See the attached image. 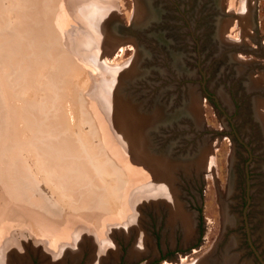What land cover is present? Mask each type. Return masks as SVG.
I'll list each match as a JSON object with an SVG mask.
<instances>
[{
	"label": "rangeland",
	"instance_id": "obj_1",
	"mask_svg": "<svg viewBox=\"0 0 264 264\" xmlns=\"http://www.w3.org/2000/svg\"><path fill=\"white\" fill-rule=\"evenodd\" d=\"M27 1L0 0V8L14 5L21 24L17 33L29 35L39 62L34 80L25 57L16 67L12 48L0 47V67L15 69L7 74L0 68V261L89 264L97 257L96 222L83 218L81 209L96 215L66 188L69 178L62 182L51 161L26 150L16 152L14 160L4 152L5 145L25 141L44 108L56 107L66 131L50 139L57 143L68 133L86 162L84 178L92 169L107 186L102 196L109 206L101 204L97 215L103 217V244L109 243L101 264H264V0H148L156 18L132 32L126 26L135 0H93L106 8L101 9L108 32L104 47L95 56L83 53L84 60L72 48L71 33L72 55L63 53L58 63L45 47L46 66L18 6L24 2L35 20L58 13L62 0ZM135 49L139 57L131 64ZM122 94L133 97L141 113L153 115L161 108L163 116L195 98L201 124L183 110L165 128L143 133L145 144L127 132L126 120L136 114ZM113 119L137 150H129L127 158L136 157L138 168L142 158L162 166L161 158L168 160L167 199L142 193L141 182L128 178L130 159L118 153L124 146L109 129ZM42 128L44 134L50 126ZM89 184L82 180L78 188ZM9 239L17 240L18 250L6 247ZM224 256L233 258L224 261Z\"/></svg>",
	"mask_w": 264,
	"mask_h": 264
},
{
	"label": "bare ground",
	"instance_id": "obj_2",
	"mask_svg": "<svg viewBox=\"0 0 264 264\" xmlns=\"http://www.w3.org/2000/svg\"><path fill=\"white\" fill-rule=\"evenodd\" d=\"M30 1L29 2L27 1V2L30 3ZM24 2H22L23 4H19L20 2L18 3L19 4V6H18L19 12L22 16V20L24 21V19H25V21L27 23L26 25L29 27L31 34L33 35V39L35 40V42L38 45V50H40L39 56H40L42 62L45 64V66L47 65V62H48V59H47V57L43 51V48H45V47L50 46L49 49L52 51L53 56H54L53 61L58 62V63H60L59 60H61V55L63 53L68 52V54H71L72 49H71V45H70L71 43L69 42V40H70L69 37H71L73 35L71 33H74V39H76V41H74V43H73L72 48L73 49L75 48L77 50V52L79 53V55H81V57H83L82 59H84V60H85V57L83 56V53L86 56L90 52H93L94 56H95L96 55L95 53L98 50V47H100V48L104 47L105 44L103 43V39H108V36H107L108 32H107L106 18L101 16V13H102L101 9H106L103 5H95L93 0H62L60 2L62 9H60V11L58 13H51L50 12L46 15H43V13H42L40 16H36L35 20H34V18L32 17V11L29 10V8L25 5ZM135 3H136V8H134L135 11L138 14L140 13V15L142 17L144 15L145 9H144L143 5H141V3H138L139 6L141 5L139 7V11H138L137 10L138 4H137L136 0H135ZM1 4H4V3H1ZM79 11H80V15L78 13ZM0 15H1L0 16V47H3V48L11 47L12 48V50L16 53L15 59H14V62L12 65H16V67H19L22 65V62L24 60L23 57H25L26 62H27V63L26 62L25 63L27 65H30L31 76L33 77L34 80L37 79V77L39 75V62H38L36 54L33 50V44H32V41H31L29 35H28V37L24 35L25 36L24 37V36L17 33V30L19 28H21V24L19 23V21L15 17L14 5L10 4L6 8L5 7L0 8ZM67 18H68V20H67ZM247 19H248V17H247ZM66 20L68 21V24H69L68 28H67L69 36H67V34L64 32L65 31V29H64L65 22H67ZM108 28H109V26H108ZM37 29L39 30V33L40 34L42 33V35H43L42 45L39 42ZM20 32H21V30H20ZM103 33H106V34H103ZM24 34H26V33L24 32ZM97 34L99 36H97ZM109 38H111V37H109ZM83 48L87 49L89 52L86 53L83 50ZM81 51H82V54H81ZM53 61H52V63H54ZM62 61H64L67 64L69 63L68 66L75 67V64L73 63L72 59L69 62L67 57H63ZM23 65H24V62H23ZM0 68H2V70L4 72L7 71L8 72L7 74H11L12 71L13 72L15 71V69L12 66H10L9 68L2 66ZM31 97H33V96H31ZM55 109H56V107H54L53 110L44 108L43 111L41 112L42 114H40V116L42 115L40 118H35V117H34L35 119L32 118L33 119L32 120V127H31L32 129L30 130V133L28 134V136L27 137L25 136L26 137L25 141L23 140L24 141L23 143H18L15 145L14 144L5 145L4 152L5 153L8 152L7 153L8 157H10L11 160H14L15 159L14 155L16 152H18V151L20 152V150H26L27 155H31L32 157L36 156L37 160L45 159V160L51 161L53 166L55 167L56 173L60 174V176L62 178L61 179L62 182L65 181L64 179L69 178V182L66 184V188L69 191H71V193L73 195H76L79 198L81 197L79 200V201L82 200L81 204H80L81 207L84 206V207L88 208L89 211H93L94 215H96V216L92 217V215L89 214L88 212H86L85 209H83V208L81 209V211L82 210L83 211L80 214L83 215V218L88 219V220H90L91 218L92 219L94 218V220L96 222L95 225H96L97 231H95L93 233L92 237H93L94 245H95L94 252L97 255V257L93 256V260H94L93 263L98 264V262L100 261L99 256L102 254L101 252H104V250H105L104 248L106 246H108V244H109V243L107 244L108 240L106 242V245L103 244L106 241V240L105 241L103 240L104 235L101 232V229H102L101 219L103 217H101V215H99V217L97 216L98 214H100L102 212L101 211L102 209L100 208L101 204H105V205L109 206V199L102 196V194H105L104 193L105 191H103V189H105L107 186H105L106 184H104L103 181H101L97 178L95 171L92 169H90L88 171L87 175L84 178V169L86 167V162H85L84 158L80 157V155L78 154V152H77L78 149L75 148V140H73L68 135V133H64L63 136H59V140L57 143H55V140L50 139V135H54L55 133H59V131H61V130H62V132L64 130L66 131V129H64L65 124H64L63 114H61L62 113L61 111H60V113L59 112L56 113L57 111L53 112ZM30 112H32V111L30 110ZM32 113H34V112H32ZM36 114L38 115L37 112H36ZM36 114L34 113V116H36ZM69 114H71V113L69 112ZM106 119L108 120V125H109V115L106 116ZM116 121L118 122L117 119L112 120V122L110 123L109 129H111L112 133L118 138V140H116V142L119 145L122 144L124 146L120 150L121 152H118L119 155L121 157L122 156L125 157V159H130V161L127 163L126 167L128 166V168L132 171V173L131 172H129V174L126 173L128 178H129V176H131L132 181L133 182L137 181L136 182L137 184H139L141 182L140 185L138 186V189L140 188L142 193L158 192L159 194H163V195L168 197V193H170V192H168L169 191L168 190L169 181H168L167 173L165 172L166 169H168L167 168L168 167L167 163H169L168 160L166 158H161V159H163L162 160L163 166H162L161 164L160 165H151L149 162H147L146 160H144L142 158L141 167L138 168V162H137L134 154H132V155L135 158H127V153L129 150L134 151L133 153L137 152V150L134 149L133 144L131 142V139H128L126 137L123 138V136L120 134L119 125H117ZM142 123L143 122L140 120V117L136 114L131 119L126 120L125 126L127 128L128 134H130L134 139L140 138L141 141H144V143H145L144 138H142V136L139 134V131L142 130ZM33 125L36 127H34ZM44 125L50 126V128L49 129L47 128L48 129L47 132L43 134V131L46 128L45 129L42 128L43 129L42 130L41 127H43ZM113 128H114V132L112 130ZM22 129H23V127H22ZM26 132H28V131H26ZM22 138H24V137H22ZM75 150H76V153H75ZM142 150L146 151L145 147L144 148L142 147ZM16 157H18V156H16ZM118 160H121V159H118ZM98 161H99V159H98ZM121 163L124 164V161H121ZM129 164H132L133 167L130 168ZM139 165H140V163H139ZM120 169H124V168H120ZM105 170H107V172L110 171L108 169H105ZM110 174L112 175V173H110ZM139 177L141 178L140 180H139ZM114 178H115V176H114ZM86 179L89 180L90 184L88 186L82 185V186H79V188H78V183H81L82 180H86ZM104 180H106V179H104ZM136 194L138 196L137 192L135 193V195ZM131 196H132V193H131L130 197ZM51 207L52 206H50V208ZM80 218L81 217H79L78 219L81 220ZM71 221H74V220H71ZM185 222H186L185 227L186 226L188 227V222L187 221H185ZM91 223H94V222H91ZM91 223H89V224H91ZM58 225H60V224H58ZM42 228H44V227H42ZM44 231H46V230H44ZM49 231L50 230L48 229V233L51 232V231L50 232ZM45 233H47V232H45ZM50 235H52V234L50 233ZM53 237H54V235H53ZM50 244H52V243H50ZM6 247H9L8 249L16 248V250H18L17 240L9 239L6 243ZM62 248H64V245L62 246ZM1 251H2V249H1ZM64 251L65 250H63V252ZM44 252H46V250ZM72 256H74V255L72 254ZM181 259H182V257H181ZM181 259H179V260H181ZM5 263L6 262H4V257H3L2 261H0V264H5ZM172 264H175V263L172 262ZM195 264H197V263H195ZM203 264H210V262L208 260H206L205 262H203Z\"/></svg>",
	"mask_w": 264,
	"mask_h": 264
},
{
	"label": "water",
	"instance_id": "obj_3",
	"mask_svg": "<svg viewBox=\"0 0 264 264\" xmlns=\"http://www.w3.org/2000/svg\"><path fill=\"white\" fill-rule=\"evenodd\" d=\"M138 1V0H137ZM139 3H141V5H143L145 11H144V15L141 17L140 13H136V11L133 13V18L131 20V25L126 26V31H129V32H132L134 31L135 28L139 27H143V26H147L150 24V22H152V20H154L156 17H155V13L153 9H151V6H150V3L148 0H142V1H138ZM138 4V3H137ZM140 5V6H141ZM139 4L137 5V10L139 11ZM135 8H136V5H135ZM225 40V39H224ZM136 51V54L132 57V60H130L131 64L133 63H136V60H137V57L138 56V49H135ZM178 64V63H177ZM128 73V72H126ZM136 75V74H135ZM128 77H133L134 76V73L133 72H129L127 74ZM123 80V79H122ZM117 90V89H116ZM117 93H120V91H118ZM126 95V94H125ZM120 97H122L121 99H123L124 97V94L120 95ZM125 98V97H124ZM126 100H124V102L126 103H131L132 101H134V98L133 97H128V98H125ZM195 100V102H191V104L187 107V106H183V107H180L179 109H176L175 111H173L172 114L168 115V114H165L164 112H162L164 114V116L160 113V111H162V109L158 108L157 111L155 112V114H147L146 112H143L142 113L139 111V109L137 110L135 104L133 106V109L135 111V113L137 114L138 112L140 114H137L139 117H140V120L143 122L142 123V130L139 131V134L142 136V134L154 129V127H157V128H165L167 125L170 124L171 120L173 117L175 116H179L180 113L183 112V110L187 111L190 116H192V118L195 120V122L201 124V120H200V117L197 115L198 112L200 114V105L197 104L198 101H196L197 99H193ZM194 104H197L198 109H196V105ZM138 105V104H137ZM192 114V115H191ZM148 120V121H147ZM147 123V124H146ZM146 124V125H145ZM142 131V132H141ZM143 138V136H142ZM145 140V139H144ZM146 144V143H145Z\"/></svg>",
	"mask_w": 264,
	"mask_h": 264
},
{
	"label": "flooded vegetation",
	"instance_id": "obj_4",
	"mask_svg": "<svg viewBox=\"0 0 264 264\" xmlns=\"http://www.w3.org/2000/svg\"><path fill=\"white\" fill-rule=\"evenodd\" d=\"M169 189V188H168ZM169 192V191H168ZM149 193V192H148ZM145 194V193H144ZM152 193H150V194H146V195H151ZM154 194H155V196L154 197H163V198H165V199H167V196H165V195H163V194H159L158 192H154ZM181 222H182V225L183 226H185L186 224H185V219L184 218H182L181 219ZM189 224V223H188ZM188 229H189V225H188ZM231 258H233V257H225L224 256V261H229V260H231ZM93 258H92V260H90V263L89 264H93ZM99 261V260H98ZM102 261V260H101ZM98 263H100L101 264V262L99 261ZM175 263V262H174Z\"/></svg>",
	"mask_w": 264,
	"mask_h": 264
}]
</instances>
